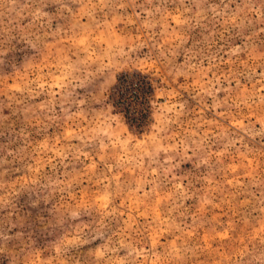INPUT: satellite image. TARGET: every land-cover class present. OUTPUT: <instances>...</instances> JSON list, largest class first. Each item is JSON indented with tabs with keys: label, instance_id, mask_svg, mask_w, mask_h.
Returning <instances> with one entry per match:
<instances>
[{
	"label": "rangeland",
	"instance_id": "rangeland-1",
	"mask_svg": "<svg viewBox=\"0 0 264 264\" xmlns=\"http://www.w3.org/2000/svg\"><path fill=\"white\" fill-rule=\"evenodd\" d=\"M0 264H264V0H0Z\"/></svg>",
	"mask_w": 264,
	"mask_h": 264
}]
</instances>
